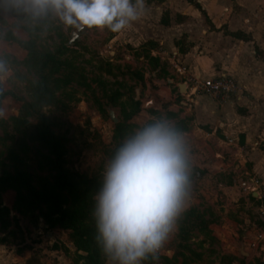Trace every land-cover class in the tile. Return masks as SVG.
<instances>
[{"label": "rangeland", "instance_id": "rangeland-1", "mask_svg": "<svg viewBox=\"0 0 264 264\" xmlns=\"http://www.w3.org/2000/svg\"><path fill=\"white\" fill-rule=\"evenodd\" d=\"M25 1L0 0V27L7 28H0V264H82L83 253L56 221V212L70 208L75 190L85 188L90 215L104 164L122 138L145 121L162 117L144 102V80L151 78L152 68L140 61L141 55L147 58L142 51L132 60L123 59L122 46L109 42L112 32L106 28L87 29L79 41L67 45L75 28L51 9L41 14L23 11ZM43 54L53 61L42 66ZM38 85L44 88L41 94ZM106 107L113 110L115 123ZM42 118L62 150L61 176L72 189L57 185L61 177L53 155L34 136L32 126ZM238 169L233 164L219 172L234 177L248 172ZM251 184L249 180L247 189L242 186L247 197L254 191ZM250 205L253 213L238 206L248 216L243 222L234 213L237 237L226 242L211 231H192L199 225L198 212L183 214L165 244L174 249L159 250L156 260L149 254L140 264H264L263 223L255 195ZM106 264L115 262L107 257Z\"/></svg>", "mask_w": 264, "mask_h": 264}, {"label": "crops", "instance_id": "crops-1", "mask_svg": "<svg viewBox=\"0 0 264 264\" xmlns=\"http://www.w3.org/2000/svg\"><path fill=\"white\" fill-rule=\"evenodd\" d=\"M192 1L199 7L187 0H144L140 19L112 32L109 42L122 46L119 55L127 61L135 52L147 55L139 57L152 68L151 78L144 80V102L162 118L169 115L188 149L193 177L183 214L198 212L199 225L192 231H211L226 242L237 237L234 213L246 222L248 214L238 206L253 213L255 193L247 197L242 186L252 177L264 188V64L253 47L264 51V0ZM234 32L249 40L233 37ZM219 72L244 85L241 97L220 102L189 81ZM233 164L248 171L236 174L237 182L219 172ZM173 249L164 245L161 251Z\"/></svg>", "mask_w": 264, "mask_h": 264}, {"label": "clouds", "instance_id": "clouds-1", "mask_svg": "<svg viewBox=\"0 0 264 264\" xmlns=\"http://www.w3.org/2000/svg\"><path fill=\"white\" fill-rule=\"evenodd\" d=\"M144 0H27V10H53L70 27L118 33L141 17ZM0 65V69H2ZM4 116L0 110V117ZM190 193L184 134L168 119L131 129L106 160L90 216L94 240L115 264H140L178 229Z\"/></svg>", "mask_w": 264, "mask_h": 264}, {"label": "trees", "instance_id": "trees-1", "mask_svg": "<svg viewBox=\"0 0 264 264\" xmlns=\"http://www.w3.org/2000/svg\"><path fill=\"white\" fill-rule=\"evenodd\" d=\"M190 3L195 4L192 0H187ZM196 7H199L195 4ZM162 23H166V19H161ZM231 35L235 38L241 40H249V37L241 32H234ZM150 45V43L148 44ZM254 52L255 55L261 58L264 64V51L258 50L255 45ZM32 54V53H31ZM43 61L42 66L46 63L52 62V58L49 54H43L41 56ZM54 64V63H53ZM57 67L53 71H57L59 68V63H55ZM44 89L42 85H38V93L41 94V90ZM32 131L35 138L44 145L48 151L53 155L54 164L57 168L58 176L61 177V181H58L59 187H65L72 189V184L66 181L64 177L61 176V170L59 168V161L61 159L62 150L59 143L54 139V136L48 129V125L42 118L39 124L32 126ZM11 182L15 183L14 180ZM91 207V201L86 198L85 188L74 192V200L71 203L70 208L67 210H58L56 212V221L63 228L68 230V237L76 249V251H81L83 253L81 259L82 264H106L107 256L103 253L100 246L94 240V222L89 215V208Z\"/></svg>", "mask_w": 264, "mask_h": 264}, {"label": "built area", "instance_id": "built-area-1", "mask_svg": "<svg viewBox=\"0 0 264 264\" xmlns=\"http://www.w3.org/2000/svg\"><path fill=\"white\" fill-rule=\"evenodd\" d=\"M189 81L201 90L212 96L215 100L220 102L230 101L232 99H237L241 97L245 91L243 84L239 83L234 77L226 73H216L212 77H208L198 81L197 78H190ZM251 186L254 187V193L256 199L258 200L257 213L258 218L263 223L262 233L264 234V188L259 184L256 178H250ZM244 189H247L244 186ZM260 237L261 235L258 234Z\"/></svg>", "mask_w": 264, "mask_h": 264}, {"label": "water", "instance_id": "water-1", "mask_svg": "<svg viewBox=\"0 0 264 264\" xmlns=\"http://www.w3.org/2000/svg\"><path fill=\"white\" fill-rule=\"evenodd\" d=\"M27 10V0L25 1V3H24V5H23V11H26ZM75 29L74 30H71L70 32H69V35H68V40H67V45H72V42L75 40V41H79L80 40V36L81 35H85L86 33H87V29L85 28V29H83V30H81V29H79V28H76V27H74ZM3 91V88H2V86L0 85V92H2ZM134 92H135V96H136V98H137V96H138V90L137 89H135L134 90ZM106 111H107V115H108V117H109V119L113 122V123H115L116 121H117V118L115 117V115H114V113H113V110L110 108V107H106ZM211 160H208V161H206L204 164H203V166H207V164L210 162ZM161 250V249H160ZM237 250H238V252H239V254L241 255V256H247V253L246 252H243V249H242V247L241 246H239V247H237Z\"/></svg>", "mask_w": 264, "mask_h": 264}]
</instances>
